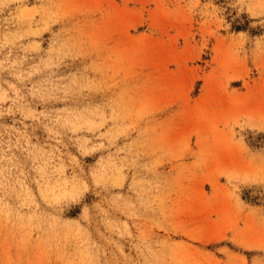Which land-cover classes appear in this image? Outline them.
I'll return each instance as SVG.
<instances>
[{"label": "rangeland", "instance_id": "1", "mask_svg": "<svg viewBox=\"0 0 264 264\" xmlns=\"http://www.w3.org/2000/svg\"><path fill=\"white\" fill-rule=\"evenodd\" d=\"M0 264H264V0H0Z\"/></svg>", "mask_w": 264, "mask_h": 264}]
</instances>
